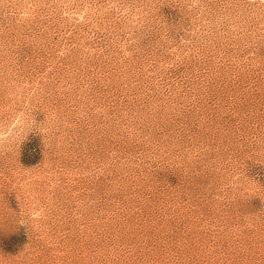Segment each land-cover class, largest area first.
I'll use <instances>...</instances> for the list:
<instances>
[{
  "label": "rangeland",
  "instance_id": "rangeland-1",
  "mask_svg": "<svg viewBox=\"0 0 264 264\" xmlns=\"http://www.w3.org/2000/svg\"><path fill=\"white\" fill-rule=\"evenodd\" d=\"M0 264H264V0H0Z\"/></svg>",
  "mask_w": 264,
  "mask_h": 264
}]
</instances>
